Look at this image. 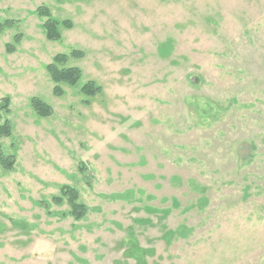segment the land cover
Wrapping results in <instances>:
<instances>
[{"label":"rangeland","instance_id":"1","mask_svg":"<svg viewBox=\"0 0 264 264\" xmlns=\"http://www.w3.org/2000/svg\"><path fill=\"white\" fill-rule=\"evenodd\" d=\"M7 20L0 264H264V0H0ZM59 54L83 75L61 95Z\"/></svg>","mask_w":264,"mask_h":264},{"label":"trees","instance_id":"2","mask_svg":"<svg viewBox=\"0 0 264 264\" xmlns=\"http://www.w3.org/2000/svg\"><path fill=\"white\" fill-rule=\"evenodd\" d=\"M37 14L39 17L44 19L43 29L46 33V37L50 41H60L62 39V34L60 32V28L63 26L64 28L71 29L73 27L70 21H59L53 17L50 9L46 6H41L37 10ZM14 25V21L7 20L5 22H0V33L3 32L7 28H12ZM18 40L20 36L17 37ZM16 40V41H18ZM13 45H8V51H14ZM73 56H81L78 52H73ZM67 55L59 54L54 58L53 63L47 66V71L51 76L53 82L57 85L54 89V93L57 95L62 94V90L60 88V84H66L71 87L79 86L82 80V71L78 67H60V65H65L67 63ZM81 92L88 98L95 97L96 95L102 92V88L97 85L94 81H88L81 86ZM9 99L5 102L6 108L9 106ZM31 104L34 110L40 117H49L52 115V108L46 104L40 98L34 97L31 100ZM11 135V129L9 122H6L4 125L0 126V138L7 137ZM13 158L4 157L0 155V164L6 169H12L13 163L11 161ZM62 196L55 198V202L62 203L63 199L67 198L68 202L72 208V215L76 220L83 219L87 214V207L78 202L79 193L77 189L71 187H63L62 188Z\"/></svg>","mask_w":264,"mask_h":264}]
</instances>
